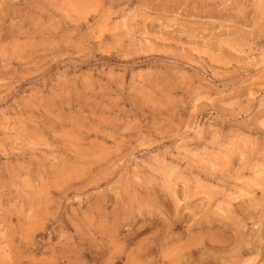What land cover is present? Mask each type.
I'll return each instance as SVG.
<instances>
[{"label": "rangeland", "instance_id": "374dc122", "mask_svg": "<svg viewBox=\"0 0 264 264\" xmlns=\"http://www.w3.org/2000/svg\"><path fill=\"white\" fill-rule=\"evenodd\" d=\"M0 264H264V0H0Z\"/></svg>", "mask_w": 264, "mask_h": 264}]
</instances>
